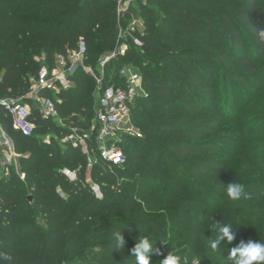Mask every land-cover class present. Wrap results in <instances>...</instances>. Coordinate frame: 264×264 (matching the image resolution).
Segmentation results:
<instances>
[{
  "label": "trees",
  "instance_id": "obj_1",
  "mask_svg": "<svg viewBox=\"0 0 264 264\" xmlns=\"http://www.w3.org/2000/svg\"><path fill=\"white\" fill-rule=\"evenodd\" d=\"M233 2L149 0L145 4L139 1L132 4L130 13L144 24L142 46L130 45L124 56L108 62L104 83L119 81L116 71L122 66L142 72L140 75L147 96L137 98L131 107L134 126V117L138 113V121L148 124V128L149 124L156 128L153 121L157 119L149 115V112H156L151 100L164 101L163 109L168 115L185 107L198 109L199 105L195 104L193 97L199 94L213 97L217 94L212 89V83H204V80L213 82V79L210 80L213 65L244 64L242 70L248 79L253 74L252 81L242 79L238 73L236 78L229 77L235 74L234 69L222 73L225 78L222 76L224 84L219 88L221 92H228L230 85L240 81L250 90L264 89L257 74V63L264 56V1L243 0L241 3L246 6L243 13H238L236 8L239 5ZM115 6L116 0H0V98H22V101L31 103L30 119L35 125L32 135L23 136L12 128L11 116L0 108V127L12 140L20 171L24 173V180H20L18 174L11 173L4 181H0V251L1 257L6 258L4 264H57V259L62 257L61 251L64 257H79L84 244L91 241L96 224L104 216L124 211L125 206L133 205L129 199V190L132 191L133 185L127 189L126 185L117 183L116 178L108 171H103L96 161L89 173L99 184L101 197L94 196L85 181L84 151L81 147H72L60 141L71 128L89 131L97 107L95 84L90 75L78 69L72 76L73 85L69 89L61 90L56 95L47 93L60 101L56 105L60 123L42 118L34 104L24 98L29 77L37 73L41 62L53 66L56 55L74 49L79 38L82 37L86 43L85 63L92 67L96 66L99 57L113 49ZM25 14L30 15L21 17ZM217 28L219 31L216 33ZM247 32L253 38V51H247L240 43ZM216 34L218 38H214ZM205 51L215 55L209 60L210 67L204 65L201 59ZM142 52L144 55H141ZM40 58L41 61L38 60ZM158 62L162 63L163 73L159 71ZM140 64L143 65L141 71L137 67ZM148 72L154 74L147 75ZM149 79L154 83H150ZM258 102L253 103L260 106ZM261 110L263 112L250 109V114L246 113L238 126L250 124L252 121L249 118L254 115L256 119H264V109ZM164 116L167 115L161 114L160 118ZM185 116V113L179 115L180 118ZM163 120L157 121L159 130L164 132L173 128L172 123ZM214 126L175 131L187 136H198L213 130ZM141 134V138L134 137L129 141L149 152L153 149L150 146L152 134L147 129ZM42 135L49 136V143L41 139ZM177 140L183 141V145L175 147L171 143L168 147L175 149L177 155H182L188 149V139ZM93 141L89 147L95 148ZM123 151V163L111 164L110 167L118 176L126 179L127 185L134 176V183L138 182L141 190L150 196L155 195L153 187L145 186L149 163L140 164L144 154L131 156ZM242 151L246 152V149ZM247 151L252 155L240 157L237 153L236 156L241 161L238 163L242 170L241 183L247 194L251 195L245 206L249 204L253 209L242 211V205L237 201L220 202L225 204L220 217L235 223V243L241 239L264 240V149ZM232 166L233 163L230 164ZM191 167L208 172L218 170L205 159ZM230 167L225 171L227 174H239L229 170ZM62 168L77 170L79 180L70 182L60 172ZM125 169L128 170L127 174L123 173ZM99 172L103 176L101 179L97 175ZM135 175H138V179H135ZM170 184L177 191H183L176 178L171 179ZM205 202L208 203L203 207L216 205L215 201ZM257 209L258 213H252V210ZM35 216L40 217L43 223H36ZM204 226L205 223L200 228Z\"/></svg>",
  "mask_w": 264,
  "mask_h": 264
},
{
  "label": "rangeland",
  "instance_id": "obj_2",
  "mask_svg": "<svg viewBox=\"0 0 264 264\" xmlns=\"http://www.w3.org/2000/svg\"><path fill=\"white\" fill-rule=\"evenodd\" d=\"M242 1L234 0L233 2L234 5H239L236 8L238 13L245 11L246 6L241 3ZM29 15L25 14L21 15V17H29ZM218 31L217 28L216 33ZM217 35L214 38H218ZM252 40L253 38L247 32L244 34V39L240 43L247 48V51L248 49L249 51H253ZM201 49L205 50L204 47ZM207 53L205 51L201 59L204 61V65L210 67L211 62L209 60L215 55ZM141 55H144L143 52ZM255 56L258 57V55ZM55 58L53 64L55 63ZM41 59L38 60L41 61ZM41 63L45 64L43 62ZM158 65L160 67L159 71L163 73L164 68L162 63L158 62ZM243 65L231 64L228 66L225 63L213 65V73L211 78L209 77L210 80L213 79V82L208 80L205 82L204 80V83H212V89L217 94L213 97L209 95L204 97L205 94H199L196 98L193 97L195 104L199 105L197 106L198 109L196 107L194 109H187L185 107L183 109H175L177 110L176 112L168 115L166 109H163L165 106L164 101L151 100L150 103L156 112H149V115L155 117L158 122H162V119H164L163 121L172 123L173 128L168 131L162 132L159 130L157 121H153L155 122L156 128H152V124H149L150 128H148V124L136 119L138 113L135 114L134 123L137 126H135V131L142 133L147 129L152 134L153 140L150 142V146L153 149L148 152L147 150L143 151L137 148L136 144H132L129 141L135 136L122 138L119 144L131 156L134 154H144L140 164L143 162L149 163L147 167L149 176L145 180V186L146 188L149 186L153 187L155 189V195L150 196L147 192L141 190L140 184L138 182L134 183V176L132 174L133 180L127 185L126 179L118 176L108 162L96 158L95 161L103 167V171H108L112 174L116 178L117 183L122 184V186L126 185L127 189L132 188L133 185L132 191L129 190V199L133 205L125 206L124 211L114 212L104 216L96 224L95 233L91 241L84 244L79 253V257L67 258L64 257L61 251L60 254L62 257L57 259V264H132L134 257L130 256V250L134 247L135 239H139L140 235L143 236L145 234L150 235L154 242L157 240L153 247L154 250L159 251L158 255L155 251L151 255L150 264H159V261L167 255L168 251L179 255L182 264H222V261L217 256L208 253L205 246V240L207 238L203 233L210 235L206 229L211 225L212 217L221 223L225 222L222 220L223 217H220L221 212L225 209V204H220V202L229 200L226 196L222 197L225 195L224 189L228 180L230 182L232 180L242 182V170L239 168L241 166L238 165L241 162L240 157L252 155L247 149L260 151L264 149V119H256L257 116L254 115L249 118V121H252L250 124L245 127L243 125L238 126L240 120L244 119L245 114H250V109L263 112L261 109H264V89L260 91L250 90L240 81L230 85L228 92L219 91V88L224 84L222 76L225 78V75L222 73L233 69L235 74L229 77L236 78V76L240 75L244 80L250 79L253 81V74L248 79L245 71L242 70ZM142 66V64L137 66L140 71ZM257 66L258 78L264 86V56L259 60ZM136 72L138 74L142 73L139 71ZM146 74L153 75L154 73L148 72ZM149 82L154 83L150 79ZM234 92L238 93L234 94ZM249 100L251 101L250 103H248ZM254 101H259L260 106L254 105ZM181 113H185V118L179 117ZM161 114L167 116L160 118ZM211 126H214L213 130L198 136H187L186 134L175 131L176 129L178 131L191 129L201 130L203 127L208 128ZM48 137V135H42L41 139L47 140ZM141 137L142 134L140 137L135 138ZM177 139H188V149L182 155H177L175 149L168 147L171 143L175 147L183 145V141L179 142ZM242 149H246V152L242 151ZM2 150L0 147V152ZM237 153L240 155L239 158L236 156ZM202 159L212 163L218 170L208 172L196 170V168L191 167ZM14 163L11 161L10 165H3L0 156V181H4L5 177L11 173L17 176L21 172L19 159L17 158L16 165ZM228 163H233V166L230 167ZM172 166L175 167V170H172ZM229 167V170L239 172V174H227L226 170ZM91 168L92 165L86 166L85 181L92 192L91 186L99 184L92 175L90 176L89 172ZM62 170L63 168L60 172ZM127 172L128 170L126 169L123 171L124 174H127ZM97 175L99 179L103 177L100 172ZM136 178L138 179V175H135ZM173 178L179 181L183 190L182 192L177 191V189L171 186L170 182ZM102 183L104 185L105 180ZM60 193L64 196V193ZM28 197L31 199L30 195ZM250 198L251 195L248 194L247 198L242 197L237 201V203L242 205L240 206L242 211H250V209H253L250 208L249 204L245 206ZM205 200L209 202L215 201L216 205L220 204V206L203 207L205 203H208ZM255 200L256 198H254ZM252 211V213L259 212L258 209ZM209 217L211 218L209 219ZM34 219L36 223H43L40 217L35 216ZM203 223H205V226L202 229L200 227H202ZM118 230H121V234L125 240L123 250L113 249V232ZM62 245L61 247H63ZM231 246L234 245H229V247ZM1 253L0 251V264H4V259L6 258L3 259ZM226 257L227 251L222 254V258Z\"/></svg>",
  "mask_w": 264,
  "mask_h": 264
},
{
  "label": "built area",
  "instance_id": "obj_3",
  "mask_svg": "<svg viewBox=\"0 0 264 264\" xmlns=\"http://www.w3.org/2000/svg\"><path fill=\"white\" fill-rule=\"evenodd\" d=\"M138 1L145 4L149 0H116L114 47L99 57L95 67L85 63L86 43L81 37L74 49L56 55L55 63L51 67L46 64L40 65L37 73L28 80L29 87L24 98L34 104L42 118L60 123L56 108L60 101L47 93L56 95L61 90L69 89L73 85L72 76L78 69L92 77L97 107L89 131L81 132L77 128H71V131L60 139L72 147L82 148L86 155V166L92 165L96 158L108 162L109 165H120L125 155L119 142L128 136H141L139 131H135L131 119V107L135 100L147 96L141 75L129 66H122L116 71L119 81L106 85L104 83L105 67L108 62L124 56L130 45L142 46L143 21L130 13L132 4ZM0 108L11 116V126L14 130L23 136L33 134L35 125L30 119L31 103L22 101V98H0ZM93 140L95 148L89 147ZM44 141L49 143V137ZM0 147L3 149L0 152L3 165L8 166L11 161L16 165L18 154L14 150L12 140L1 127ZM62 173L70 182L79 180L76 170L63 169ZM18 176L20 180H24V173L20 172ZM91 190L96 197H101L99 185L91 186Z\"/></svg>",
  "mask_w": 264,
  "mask_h": 264
},
{
  "label": "clouds",
  "instance_id": "obj_4",
  "mask_svg": "<svg viewBox=\"0 0 264 264\" xmlns=\"http://www.w3.org/2000/svg\"><path fill=\"white\" fill-rule=\"evenodd\" d=\"M225 196L231 201H238L242 197L247 198L245 186L237 181L232 180L225 185ZM211 225L206 229L210 235H203L207 238L205 246L210 255L217 256L222 264H264V240L261 239H237L235 223H229L224 218V223L214 219ZM114 243L113 249L123 250L125 240L121 230L113 232ZM157 241V240H156ZM150 235L145 234L135 239L134 247L130 250V256L134 257L132 264H150V257L159 251L154 250L153 245L156 243ZM229 245H234L229 247ZM227 251V257L222 258V254ZM159 264H182L181 257L168 251Z\"/></svg>",
  "mask_w": 264,
  "mask_h": 264
},
{
  "label": "water",
  "instance_id": "obj_5",
  "mask_svg": "<svg viewBox=\"0 0 264 264\" xmlns=\"http://www.w3.org/2000/svg\"><path fill=\"white\" fill-rule=\"evenodd\" d=\"M29 199H30V197H29Z\"/></svg>",
  "mask_w": 264,
  "mask_h": 264
}]
</instances>
